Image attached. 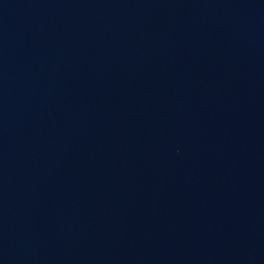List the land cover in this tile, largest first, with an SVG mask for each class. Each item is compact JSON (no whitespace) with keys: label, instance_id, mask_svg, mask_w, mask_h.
I'll list each match as a JSON object with an SVG mask.
<instances>
[{"label":"water","instance_id":"water-1","mask_svg":"<svg viewBox=\"0 0 264 264\" xmlns=\"http://www.w3.org/2000/svg\"><path fill=\"white\" fill-rule=\"evenodd\" d=\"M0 264H264V0H0Z\"/></svg>","mask_w":264,"mask_h":264}]
</instances>
